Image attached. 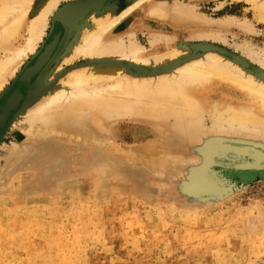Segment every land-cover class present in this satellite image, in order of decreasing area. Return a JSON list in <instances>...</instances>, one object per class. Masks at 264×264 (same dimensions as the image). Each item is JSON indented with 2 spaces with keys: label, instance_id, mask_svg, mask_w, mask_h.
<instances>
[{
  "label": "rangeland",
  "instance_id": "obj_1",
  "mask_svg": "<svg viewBox=\"0 0 264 264\" xmlns=\"http://www.w3.org/2000/svg\"><path fill=\"white\" fill-rule=\"evenodd\" d=\"M76 1L61 0L52 10L36 52L0 95L1 111L59 26L56 51L19 88L24 98L0 132V264H264V126L254 132L251 126H226L227 115L215 124V106L220 113L250 101L238 87L192 85L203 110L192 121L174 117L176 123L151 112L136 119L125 111L106 118V102L97 111L82 98L75 107L80 113L70 119L91 116L75 129L66 118L51 124L39 116L27 120L74 70L116 62L76 56L75 49L95 22L115 17L133 0H106L73 26L58 23V11ZM44 2L34 0L22 18L13 53L26 47ZM166 3L171 11L186 10L190 19L168 21L156 11ZM263 12L264 0L146 1L112 35L145 47L154 74L164 71L172 51L180 54L167 61L175 68L202 43L218 47L223 61L264 84Z\"/></svg>",
  "mask_w": 264,
  "mask_h": 264
},
{
  "label": "bare ground",
  "instance_id": "obj_2",
  "mask_svg": "<svg viewBox=\"0 0 264 264\" xmlns=\"http://www.w3.org/2000/svg\"><path fill=\"white\" fill-rule=\"evenodd\" d=\"M33 1L0 0V52L6 54L3 60L0 59V95L6 89L9 80L23 60L29 54L36 52L38 43L45 34L48 16L61 0H45L28 30L29 37L26 47L13 53L12 42L18 29H20L22 18L31 8ZM146 1L153 0H133L130 4L121 5V11L115 17L101 21L96 20L98 22H95L85 32V37H82L76 46V56L89 59H114L115 64L109 65V67L106 66V68L99 67L101 70L95 67L74 70L69 74L67 81L59 82L49 90L44 101L30 113L31 115H28L27 120L39 116L40 119L44 120V123L51 124L56 119L65 121L66 118L67 123L75 129L74 126L81 124L78 123L79 120L86 121L91 116V114H86L84 118L80 114L78 115L80 119L76 122L70 119L71 113L77 111L80 113V109L77 110L75 107L78 105L76 100L82 98L84 103L97 108V111L101 108L99 103L106 102V118H111L114 115L112 113L115 111H118L117 116L123 115L125 111L124 116L131 114L132 116L135 115L134 118L136 119H140V113L150 116L147 113L151 112L152 115L153 113L162 114V116L167 117L165 119L178 117L181 120L190 121L200 117L203 111L197 97L198 91H195L192 85H200L203 90L206 85L212 82H224L238 87L239 90L247 94L250 101L243 106L228 107L220 113L218 112L219 106H215L213 109L215 115H217V123L215 124L223 123V116L226 117L227 115L226 126L227 124L231 127L236 126L234 128L241 126V129H247L251 126L253 132L258 131L257 127L264 126V84L244 74V71L232 61H223L220 56L223 51L218 47H216L218 49L216 50L215 47L207 44H196L193 46L192 54L187 55L185 60L182 59L185 62L175 68H172L167 61L170 56H172L171 60H174L180 54L177 56L175 53L178 51H172L167 56L169 58L165 63L164 71L154 74V71L149 69L148 65L151 60L150 57L146 56L145 47L139 45L136 40L127 44L119 35H112L114 28ZM93 4L94 2L88 0L70 3L66 8V13L64 12L62 16L64 15V19H66L69 26H73L75 19ZM58 37V34L54 36L51 45L41 54L38 62L27 70V79L41 71L42 67L51 59L56 51ZM10 53L13 56H9ZM203 55L204 58L202 59L201 56ZM254 57L256 58V55ZM256 59V61L259 60ZM261 60V66H264V58ZM261 60L259 61L261 62ZM127 62L129 63L127 64ZM20 96L21 94L19 95L15 91L9 97L5 111L9 107L17 105ZM63 102H67V104L70 102L72 106L64 107ZM65 108L70 111L68 114L65 115L59 112ZM134 109L137 110L133 112ZM138 109L142 110L143 113L140 111L137 115L135 112L139 111ZM57 116L59 118H56ZM4 119L5 114L0 117V124L3 123ZM179 119H175V122ZM226 126L224 129L222 126L221 130H225ZM254 128L257 129L254 130ZM221 130L219 131L222 132L223 130Z\"/></svg>",
  "mask_w": 264,
  "mask_h": 264
},
{
  "label": "water",
  "instance_id": "obj_3",
  "mask_svg": "<svg viewBox=\"0 0 264 264\" xmlns=\"http://www.w3.org/2000/svg\"><path fill=\"white\" fill-rule=\"evenodd\" d=\"M88 1H92V2H94V4L93 5H91V7H89L81 16L79 15V17H77L76 19H75V22H76V20L77 19H79V18H81V17H83L85 14H87L89 11H91V10H93L94 8H96V7H99L100 5H101V3L103 2V1H106V0H88ZM68 7V5L64 8V9H62V10H60L58 13H57V15H56V17H55V20L58 22V23H67L66 22V19H64V15L62 16V14L65 12L66 13V11H67V8ZM68 24V23H67ZM58 34V43H59V41H60V38H61V28L58 26V28L56 29V31H55V33H54V35H53V37L55 36V35H57ZM53 37H52V39H53ZM52 39H51V42H52ZM51 42H50V44L43 50V52L51 45ZM58 43H57V46H58ZM57 46H56V48L55 49H57ZM42 52V53H43ZM41 53V54H42ZM41 54L39 55V57H38V59H37V61L33 64V65H31L30 67H32V66H34L37 62H38V60H39V58H40V56H41ZM50 60V59H49ZM49 62V61H48ZM47 62V63H48ZM47 63L42 67V69L47 65ZM30 67H28L27 69H25V71L20 75V77H19V85H18V87L17 88H15L11 93H10V95L7 97V99H6V101H5V103H4V105L2 106V108H1V111H0V117L1 116H3L4 114H5V119H4V121H3V123H1L0 124V132L3 130V128L5 127V125H6V123H7V121H8V118H9V114L11 113V111H13L14 109H16L17 107H18V105L21 103V101L23 100V95L21 94V92H20V90H19V88L21 87V86H23L24 84H26V83H29L34 77H36L41 71H42V69H41V71H39L36 75H34V76H32V77H30L29 79H27L26 78V73H27V70L30 68ZM15 91H17L18 93H19V95L21 94V96H20V101H19V103L17 104V105H15V106H13V107H9V108H7V111H5L6 110V107H7V103H8V99H9V97H11V95L15 92Z\"/></svg>",
  "mask_w": 264,
  "mask_h": 264
},
{
  "label": "crops",
  "instance_id": "obj_4",
  "mask_svg": "<svg viewBox=\"0 0 264 264\" xmlns=\"http://www.w3.org/2000/svg\"><path fill=\"white\" fill-rule=\"evenodd\" d=\"M185 3H186V1H185ZM184 4V3H183ZM161 5H158L157 6V9H156V11L157 12H162L163 13V15L166 13V15H164L165 16V18L168 20V21H171V20H173V19H187V18H189L190 19V16L188 15V12L186 13V10H181V11H179V10H177L178 8H175V7H173L172 6V11L170 10L171 8H170V6L166 3V4H164L162 7H160ZM158 7H159V9H158ZM174 9H176V10H174ZM264 13V12H263ZM190 26H191V21H190V25L189 26H187V28H188V30H189V32L191 31V28H190ZM185 30V29H184ZM186 31V30H185ZM189 32H187L188 34H189Z\"/></svg>",
  "mask_w": 264,
  "mask_h": 264
},
{
  "label": "flooded vegetation",
  "instance_id": "obj_5",
  "mask_svg": "<svg viewBox=\"0 0 264 264\" xmlns=\"http://www.w3.org/2000/svg\"><path fill=\"white\" fill-rule=\"evenodd\" d=\"M54 38V37H53ZM53 40V39H52Z\"/></svg>",
  "mask_w": 264,
  "mask_h": 264
}]
</instances>
